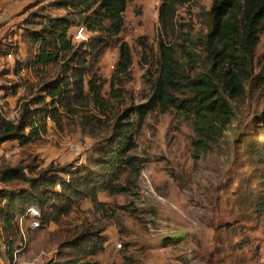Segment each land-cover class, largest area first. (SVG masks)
<instances>
[{
	"label": "rangeland",
	"instance_id": "1",
	"mask_svg": "<svg viewBox=\"0 0 264 264\" xmlns=\"http://www.w3.org/2000/svg\"><path fill=\"white\" fill-rule=\"evenodd\" d=\"M54 1L0 0V11L11 16L2 25L13 27L0 34V55L7 51L12 56V63L0 56V111L7 118L17 120L21 101L36 95L40 78H53L60 71L56 64H50L44 75L28 69L18 75L6 70L17 58L24 60L35 52L23 36L26 27H39L30 19L32 14L68 13L52 5ZM213 1L190 0L179 6L174 35H167L161 25L162 0L129 1L119 35L91 32L74 14L77 21L69 35L81 57L105 81L104 94L110 99V113L98 129L99 137L111 133L114 118L126 108L148 101L162 40L182 42L188 35L207 31V12ZM124 40L131 45L133 61L130 73L120 75L123 84H115L121 97L114 98L111 81ZM255 62L259 72L264 64V31ZM212 66V61L203 60L194 72L211 74ZM228 98L233 111L229 120L214 114L199 120L194 112L173 106L158 107L142 120L135 116L140 120L135 130L137 145L130 154L142 159L141 171H124L120 181L127 189L101 191L100 199L106 204L103 210L84 199L58 222L50 220L33 228L31 219L24 218L25 234L20 231L12 253L0 238V264L14 259L18 264H61L72 250L68 241L85 225L98 227L105 238L95 256L98 264H264V216L254 206L263 170L254 142L263 138L257 123L264 110V91L251 78L246 80L243 96ZM80 120L75 114L63 117L62 126L47 122L42 138L27 145L17 140L0 143V165L33 163L37 171L52 163L87 162L88 155L97 156V142ZM198 140L203 143L197 144ZM26 171L30 174L28 167ZM26 185L16 180L8 186Z\"/></svg>",
	"mask_w": 264,
	"mask_h": 264
},
{
	"label": "trees",
	"instance_id": "2",
	"mask_svg": "<svg viewBox=\"0 0 264 264\" xmlns=\"http://www.w3.org/2000/svg\"><path fill=\"white\" fill-rule=\"evenodd\" d=\"M129 1L133 0H55L52 5L68 13L32 14L36 19H30L39 27H26L23 36L35 46V52L24 60L17 58L13 66L6 67L15 75L21 74L22 69L44 75L50 64L59 66L60 71L53 78H40L36 95L21 101L17 120L7 118L0 111V143L17 140L20 145H27L42 138L48 116L62 126L63 117L75 114L97 142L94 148L97 156L90 154L87 162L81 164L52 163L37 171L33 163L0 165V181L5 184L0 188V238L10 253L21 231L15 223L17 212H24L27 205L41 207L42 224L50 220L58 222L81 200L87 199L103 210L106 204L100 199L101 191L114 193L127 189L120 179L128 168L140 174L142 159L130 151L137 145L135 130L146 113L158 107L167 110L173 106L194 112L199 120L209 114L224 115L229 120L233 111L228 96H243L246 80L253 78L264 91V64L259 72L255 70L256 49L264 31V0H214L207 12V31L203 35H188L182 42L162 40L148 101L126 108L114 118L111 133L99 137L98 129L110 113V99L104 94L105 81L93 71L86 58L81 57L69 30L77 21L75 14L91 32L108 31L119 35ZM189 2L162 0L159 18L167 35L177 32V9ZM9 53L5 51L0 56ZM203 60L213 62L211 74L194 72L197 63ZM132 61L131 45L124 40L111 81L112 97H121L122 92L115 84H123L120 75L130 73ZM137 115L140 120H136ZM257 130L263 138L255 140L254 149L263 170L254 206L255 212L264 216V110ZM196 143L201 145L203 141ZM16 180L28 185L8 186ZM104 241L98 227L83 226L68 241L72 250L61 264H98L95 256L103 249Z\"/></svg>",
	"mask_w": 264,
	"mask_h": 264
},
{
	"label": "built area",
	"instance_id": "3",
	"mask_svg": "<svg viewBox=\"0 0 264 264\" xmlns=\"http://www.w3.org/2000/svg\"><path fill=\"white\" fill-rule=\"evenodd\" d=\"M10 18H11V16H10V14L8 12L0 11V24H2L3 22L9 20ZM13 116H14V114H12V117ZM47 122H54V120L50 116H48L47 117ZM42 215H43V213H42V209H41L40 206H38L36 204L27 205L25 207L24 212L17 216V221H18V224L20 226V230L23 232V234H25L24 227H23L24 218H26V217L30 218L31 219L30 225H31V227L34 228V227H38V226L42 225V221H41ZM20 249H18V250H20ZM15 261H16V259L13 260V263L9 262V264H18Z\"/></svg>",
	"mask_w": 264,
	"mask_h": 264
},
{
	"label": "crops",
	"instance_id": "4",
	"mask_svg": "<svg viewBox=\"0 0 264 264\" xmlns=\"http://www.w3.org/2000/svg\"><path fill=\"white\" fill-rule=\"evenodd\" d=\"M25 2L23 1V2H21L20 3V6L22 5V4H24ZM11 9V8H10ZM11 29H13V27L11 28ZM9 27H7V25H2V24H0V34L1 33H5V32H7L8 30H11ZM11 53H9L8 55H6V56H4V57H6V59L9 61V62H11L12 63V60H11V58H12V56L10 55ZM27 54V53H26ZM1 57H3V56H1ZM12 66L14 65V64H11ZM4 66V65H3Z\"/></svg>",
	"mask_w": 264,
	"mask_h": 264
}]
</instances>
